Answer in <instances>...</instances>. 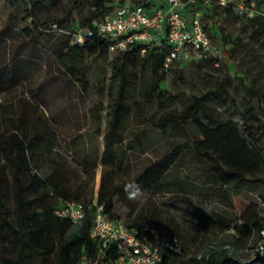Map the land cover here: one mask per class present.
<instances>
[{
	"label": "trees",
	"instance_id": "1",
	"mask_svg": "<svg viewBox=\"0 0 264 264\" xmlns=\"http://www.w3.org/2000/svg\"><path fill=\"white\" fill-rule=\"evenodd\" d=\"M8 1L15 4L18 0ZM44 1L48 4L51 2V0ZM80 1L72 0L73 8L77 7ZM120 1L117 0L114 4L108 5L103 0H97L94 4L97 12H90L89 16L82 19L73 18L68 28L57 20L40 22L31 20L26 28L34 36L39 34L60 36L61 39L52 46L51 52L63 75L74 80L83 93L90 89L85 65L86 52L93 50V53L102 55L103 52L106 56V53L110 52L109 41L100 39L90 45L71 43L69 33L49 31L48 25L55 22L63 29L91 25L93 21L104 18ZM131 1L144 2L145 0ZM254 2V11L245 16L246 24L252 27L253 37L264 34V0H254ZM216 5L199 3L197 6L203 11V17L207 19L206 24L203 25L206 31L208 26L212 27L209 11ZM218 6L221 7V5ZM222 7L231 8L242 16L236 9L235 1ZM213 47L215 51L207 56L191 59L218 62L221 50L226 52L228 58H233L232 48H228L225 44L221 43V46L213 45ZM168 50L169 46L162 39L159 44L148 47L144 53H141V45L136 43L125 50L117 51V54L112 57L109 81L110 84L116 82V89L109 96L107 103L102 154L100 155L98 148L91 143L79 152L82 172L91 179L99 158L101 164L110 166L102 172L97 193L90 198L87 197L88 181L80 177V173H76L77 178L74 182L70 180L73 169L69 159L54 149L56 135L41 106L25 99L19 100L17 106L0 103V264H107L111 262L115 257V251L111 247L102 246L99 238L91 234V225L98 205L102 206V211L109 218L122 219L114 211L116 201L122 202L129 209L127 217L130 220L126 222L122 219L128 227L143 223L157 225L161 221L162 223L158 225L160 230L181 242L180 254L172 251L163 253L165 264H264V258L257 260L240 258L237 256L235 246L230 243L206 244L202 249L190 251V246L195 243L197 237L184 229L173 217L158 213L151 200L154 191L179 194L186 181L175 172L173 163L176 158L172 152L144 168L136 176L132 186L119 171L123 163V149L145 151L148 146L149 133L145 132L134 134L133 138L124 143V131L132 118L136 123L151 125L152 128L163 133L171 126L178 127L181 122H186L189 110L198 105L199 98H196L179 116L166 110L168 105L165 101H174V96L166 94L162 88L164 74L161 70L165 71L173 64H182L190 59L174 61L165 68L164 59ZM136 69L142 72L148 69L153 76L141 101L132 96L138 79L134 73ZM104 88V83L101 82L98 86L100 95L103 94ZM245 90L256 94L258 99L262 98V93L258 90L247 87ZM154 101L160 103V108H157L156 112L153 109ZM97 106L99 110L104 108L101 103ZM260 110L264 115V105L260 106ZM97 119H101L98 114ZM202 133L203 137L195 144V150L207 148L214 151L217 155L214 157L215 163L222 168L219 175L215 172L213 181H217L218 185L223 187L214 191L223 192L233 188V185L229 184L230 178L225 177L226 174L237 175L238 182L248 180L264 183V177L246 178L242 175V167L252 168L262 163L264 159L231 123H213L204 127ZM75 148L77 147L74 146L73 149ZM44 164H48L50 168L45 176H41L38 169ZM224 165L228 168H224ZM9 171L15 182L13 203L9 202ZM24 172H27L28 184H24L22 178ZM214 184L216 186V183ZM32 185L36 186V195L27 197L26 189ZM143 193H146V197L144 202H141L139 197ZM114 196L117 197L116 200ZM71 201L82 202L85 212L84 217L77 222L79 226L69 231L74 222L65 216L58 215L56 210ZM174 201L181 202L182 199L176 198ZM191 215L193 219L209 224L210 232L215 234L228 230L237 219L223 212L211 214L193 212ZM244 219L249 220L256 230V234L252 236V245L264 244V234H262L264 226L256 213L253 212ZM34 257H39V260L33 262Z\"/></svg>",
	"mask_w": 264,
	"mask_h": 264
},
{
	"label": "rangeland",
	"instance_id": "2",
	"mask_svg": "<svg viewBox=\"0 0 264 264\" xmlns=\"http://www.w3.org/2000/svg\"><path fill=\"white\" fill-rule=\"evenodd\" d=\"M96 1L81 0L73 8L72 0H51L49 4L44 0H18L15 4L0 0V103L17 106L19 100L25 99L41 106L56 135L54 149L69 159L73 169L70 174L72 182L76 180L77 172L88 181V198L96 195L100 176L110 166L101 164L99 158L91 179L82 172L79 152L91 143L102 154L107 103L116 89V82L110 84L109 81L111 59L117 53L107 52L104 56L103 52L101 55L87 50L85 65L90 89L83 93L74 80L63 75L51 52L60 36H34L26 28L31 20H57L68 28L73 18L82 19L90 12H97L94 7ZM103 1L109 5L117 0ZM209 13L212 27H207V33L212 45L221 46L222 43L232 48L233 58H228L221 50L218 62L190 58L182 64H173L169 69L161 70L164 74L161 86L166 94L174 96V101H165L168 105L166 110L179 116L196 98H199L198 105L189 110L186 122H181L178 127L171 126L163 133L151 125L136 123L132 118L124 131V143L134 134L145 132L149 133L148 146H151H147L145 151L123 149V163L119 171L132 186L144 168L172 152L176 158L173 163L175 172L186 181L179 194L154 191L151 200L158 213L173 217L197 237L190 251L202 249L206 244L230 243L235 246L240 258L257 260L264 258V244L252 245L256 230L244 218L255 212L264 226V183L238 182L237 175L226 174L233 188L223 191L225 193L214 191L223 187L213 181L215 172L219 175L222 171L214 160L217 155L207 148L195 150V144L202 139L204 127L213 123H231L264 159V115L260 110V106L264 105V34L253 37L246 17L239 16L231 8L216 5ZM206 22L207 19L202 16L203 25ZM134 73L138 79L132 96L141 101L153 76L148 69L144 72L136 69ZM101 82L105 86L102 95L98 92ZM245 87L260 91L262 98L248 93ZM100 103L104 108L99 110L97 105ZM157 108H160V103L154 101V111ZM74 146L77 148L73 149ZM223 167L228 168L226 165ZM49 168L48 164L42 165L38 169L39 175L45 176ZM241 171L246 178L264 177V161L252 168L242 167ZM8 178L9 202L13 203L15 182L11 171ZM22 178L24 184H28L27 172L22 173ZM36 191V186H29L25 195L33 197ZM145 197L146 193L140 195L141 202ZM176 198L182 201H174ZM114 211L126 222L130 220L127 217L129 209L122 202L116 201ZM193 212H223L237 219L228 230L215 234L210 232L209 224L193 219ZM161 223L159 221L157 225ZM77 226L76 222L68 230ZM38 260L39 257L33 258V262Z\"/></svg>",
	"mask_w": 264,
	"mask_h": 264
},
{
	"label": "built area",
	"instance_id": "3",
	"mask_svg": "<svg viewBox=\"0 0 264 264\" xmlns=\"http://www.w3.org/2000/svg\"><path fill=\"white\" fill-rule=\"evenodd\" d=\"M236 2L242 16L254 11V0H121L104 18L91 25L63 29L53 22L47 30L71 35V43L94 44L100 39L109 41L108 50L117 52L138 43L141 53L159 44L162 39L169 46L164 67L184 58H201L214 52V47L202 23L203 11L198 4L221 5ZM85 207L80 201L68 202L56 210L60 216L74 223L84 217ZM91 234L102 246L111 247L115 257L107 264H165L163 253L182 252L181 242L164 233L156 224L143 223L128 227L122 219H111L98 205L91 225Z\"/></svg>",
	"mask_w": 264,
	"mask_h": 264
}]
</instances>
